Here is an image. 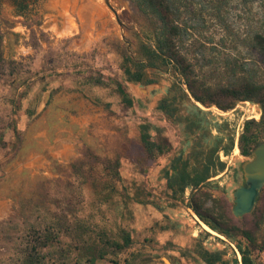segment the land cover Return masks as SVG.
Returning a JSON list of instances; mask_svg holds the SVG:
<instances>
[{
  "label": "rangeland",
  "instance_id": "rangeland-1",
  "mask_svg": "<svg viewBox=\"0 0 264 264\" xmlns=\"http://www.w3.org/2000/svg\"><path fill=\"white\" fill-rule=\"evenodd\" d=\"M171 2L181 28L177 47L197 81L214 93L242 79L264 85V51L256 40L264 37V0ZM109 4L121 24L105 0H38L22 17L14 15L13 0L0 4L5 61L0 73V264H24L29 235L64 216L105 228L110 238L118 239L120 230L130 234V248L109 252L95 264H204L194 253L199 244L223 252L229 264H241L235 244L207 230L189 208L190 188L181 202L172 201L166 188L164 170L171 159L182 155L192 165V144L206 141L218 142L213 159L225 168H213L216 175L199 192L217 200L240 229L254 230L258 247L251 257L264 264V187L250 214L236 219L231 213L232 191L243 181L240 165L250 159L240 154L238 139L245 121L261 120L262 107L237 101L223 111L177 93L180 109L168 118L157 103L173 82L187 93L183 79L148 72L158 86L144 90L122 70L124 52L135 58L139 42L153 43L155 18L142 13L135 0ZM114 82L124 86L131 107L121 102ZM187 117L203 129L195 132ZM143 122L152 126V136L158 128L171 146L154 160L145 158L139 142ZM230 140L226 156L221 148ZM108 159L119 161L116 188L123 197L103 203L90 182L102 180V163ZM236 239L247 246L245 239ZM183 250L188 257L181 256ZM43 264L88 263L75 261L74 254L64 260L51 254Z\"/></svg>",
  "mask_w": 264,
  "mask_h": 264
},
{
  "label": "trees",
  "instance_id": "trees-1",
  "mask_svg": "<svg viewBox=\"0 0 264 264\" xmlns=\"http://www.w3.org/2000/svg\"><path fill=\"white\" fill-rule=\"evenodd\" d=\"M38 0H13L14 15L24 16L34 8ZM2 0H0L1 4ZM138 9L145 15L155 18L156 23L152 30V44L139 42L135 58L124 52L122 56V70L129 82L147 86L157 82L156 78L150 77L148 72L154 74L172 73L179 79H183L187 93L181 84L174 82L168 88V94L159 100L157 110L161 111L168 118L177 116L180 109L177 93L189 100L193 99L203 105H215L220 110L228 111L234 107L237 101H251L258 103L263 109L261 120L255 122L247 120L243 124V131L238 139L239 152L243 157H250L254 148L264 141V85L257 84L249 79H242L238 83L220 89L217 93L211 88L197 81L193 77V69L187 59L179 52L176 39L181 33L178 23L176 8L171 0H135ZM256 40L264 51V37L257 36ZM4 57L2 51V34L0 33V73L3 70ZM94 83L101 84L94 79ZM114 89L121 102L127 107L132 106V99L124 86L114 82ZM224 99V100H223ZM189 125L194 127V131L200 132L202 128L196 118L187 117ZM255 129V131H254ZM17 136L16 129L13 130ZM155 135L152 136V126L146 122L139 125V142L147 160H154L156 157L167 153L171 146L162 138L158 128H153ZM194 132H192L193 134ZM210 132L208 133V136ZM206 135V137H208ZM0 138V145H4ZM200 140V139H199ZM219 141V140H218ZM200 146L193 145L190 158H193L191 165L189 159L182 155L171 159L169 167L164 170L166 188L170 198L174 202L184 200L187 188H190L189 208L196 217L215 233L224 236L235 244V248L240 254L241 264H255L252 260L251 250L257 248L254 240V230L240 229L230 216H227L223 207L211 197H205L199 190L206 185L211 176L216 175V171L222 172L225 164L215 162L213 154L219 151V144L211 146L206 142H200ZM221 143V141H220ZM233 146V140L229 141L228 147L221 148L227 156ZM103 178L98 182L94 179L90 182L91 190L98 200L109 203L116 196L123 197L116 184L121 181L119 176V161L117 159L106 160L102 163ZM137 191V190H136ZM141 197L142 192L136 193ZM140 201V200H137ZM211 201L213 205L206 206ZM188 203V202H187ZM56 217L55 221L40 231L41 233H31L27 241L23 244L22 255L24 264H43L45 259L52 254L61 260L74 254L75 261L82 259L88 264H95L98 259H104L111 252L113 254L122 252L130 248L132 239L125 230H120L118 239L110 238L105 228H93L83 221L66 220ZM71 224V225H70ZM237 237L245 239L247 246H242ZM264 248L263 246L261 249ZM46 251V252H44ZM196 258L204 264H229L221 251H209L200 244L194 249ZM189 253L183 250L181 256L186 258ZM124 264H131L125 260Z\"/></svg>",
  "mask_w": 264,
  "mask_h": 264
},
{
  "label": "water",
  "instance_id": "water-1",
  "mask_svg": "<svg viewBox=\"0 0 264 264\" xmlns=\"http://www.w3.org/2000/svg\"><path fill=\"white\" fill-rule=\"evenodd\" d=\"M105 3L115 14L117 23L121 24L117 18L116 11L109 4V0H105ZM153 86L158 85L156 83H151L147 86H143V89L148 90ZM235 147H237V145H235ZM240 170L243 181L231 194V213L236 219H240L253 211L260 191L264 187V142H261L254 148L250 159L241 163Z\"/></svg>",
  "mask_w": 264,
  "mask_h": 264
},
{
  "label": "bare ground",
  "instance_id": "bare-ground-1",
  "mask_svg": "<svg viewBox=\"0 0 264 264\" xmlns=\"http://www.w3.org/2000/svg\"><path fill=\"white\" fill-rule=\"evenodd\" d=\"M238 151V148L237 147H235V150H234V152L236 153ZM204 227L207 229V230H209L210 231V229L206 226V225H204Z\"/></svg>",
  "mask_w": 264,
  "mask_h": 264
}]
</instances>
